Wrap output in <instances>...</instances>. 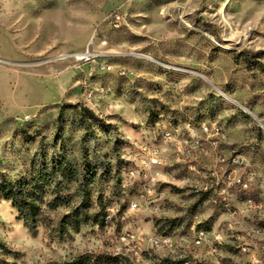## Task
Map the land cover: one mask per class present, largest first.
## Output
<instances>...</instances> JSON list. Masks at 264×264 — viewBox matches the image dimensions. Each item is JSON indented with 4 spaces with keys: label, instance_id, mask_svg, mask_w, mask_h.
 <instances>
[{
    "label": "rangeland",
    "instance_id": "374dc122",
    "mask_svg": "<svg viewBox=\"0 0 264 264\" xmlns=\"http://www.w3.org/2000/svg\"><path fill=\"white\" fill-rule=\"evenodd\" d=\"M115 13L125 17L119 27ZM88 48L94 55L83 59ZM0 59V184L33 188L38 170L59 159L80 170L87 156L91 169L40 184L36 233L0 193V239L14 251L0 258L128 264L116 254L125 231L219 226L220 212L194 195L186 161L129 174L144 170L140 144L166 150L155 137L163 129L185 135L187 124L215 119L221 147L250 163L247 197L264 200V0H0ZM230 192L239 197L238 185ZM131 202L142 210L121 219ZM76 210L107 218L61 226ZM138 250V264L160 263L150 246Z\"/></svg>",
    "mask_w": 264,
    "mask_h": 264
},
{
    "label": "built area",
    "instance_id": "2783aa9c",
    "mask_svg": "<svg viewBox=\"0 0 264 264\" xmlns=\"http://www.w3.org/2000/svg\"><path fill=\"white\" fill-rule=\"evenodd\" d=\"M115 20H125V17L115 13L112 22ZM86 53L88 56L83 59H90L94 55L90 48ZM155 137L166 141V150L150 149L149 143L140 144L139 157L140 161H144V170L131 168L129 174L134 178L148 176L152 168L158 167V163L186 161L195 169L191 187L198 202L213 210L214 205H224V212L217 213L222 222L210 231L197 230L195 223L188 233L181 236L146 233L143 230L125 231L120 237L124 245L116 254H121L128 264H138L143 258L134 256V249L150 246L160 254V264H165L167 259L178 260L181 243H189V258L194 264H227L229 260H238L242 264L237 257V248H246V253L250 255L249 264H264V200L259 197L252 201L236 200V193L230 192V185L250 188V163L246 157H236V151L221 147V140H225L224 130L217 128L215 119L213 123L201 126L187 124L185 135L163 129ZM144 192L152 197L157 191L144 189ZM143 205L131 202L126 211L120 212L118 209L121 219L129 218L127 213H138ZM232 223H240L241 231L232 232ZM218 229H225V236H218Z\"/></svg>",
    "mask_w": 264,
    "mask_h": 264
},
{
    "label": "trees",
    "instance_id": "16d2710c",
    "mask_svg": "<svg viewBox=\"0 0 264 264\" xmlns=\"http://www.w3.org/2000/svg\"><path fill=\"white\" fill-rule=\"evenodd\" d=\"M264 70V65H259ZM251 69V68H250ZM88 158L84 156L83 164L80 170L74 169L72 166L65 164L61 159L57 160L51 170L45 168L39 169L36 175V185L33 188H29V184L24 180H4L0 184V193L3 194L6 200L12 201L14 207L19 212V217L23 220L24 225L32 232L36 233L39 216L42 210L41 199V187L40 184L48 182L60 176L64 181L70 183L75 180H79L78 176L81 174L86 178L87 174H91V169L87 166ZM81 175V176H82ZM102 216L104 222L105 213L100 212L87 217L80 213L79 210L70 212L63 216L61 219V226L64 228L71 227L74 230H79L81 224L89 219H93L95 222H99V218ZM107 217V216H106ZM14 254L7 244L0 239V255ZM0 264H15L5 258H0ZM61 264H103L100 258H96L93 261H84L82 258H77L71 261H66Z\"/></svg>",
    "mask_w": 264,
    "mask_h": 264
},
{
    "label": "bare ground",
    "instance_id": "6f19581e",
    "mask_svg": "<svg viewBox=\"0 0 264 264\" xmlns=\"http://www.w3.org/2000/svg\"><path fill=\"white\" fill-rule=\"evenodd\" d=\"M113 23H114L115 27H119L121 20H115V21H113ZM235 104L242 107L247 112H249L242 105H239L237 103H235ZM218 123L215 122V124L217 125V128L219 130H221ZM209 124H211V123H209ZM189 126H191V125L189 124ZM192 126H194V125L192 124ZM239 157H242V156H239ZM238 188H239L238 193H240V195H239V197L236 198V200H241V201H252V200H254V198H252V197H247L246 192H247L249 187H244L243 185H238ZM241 193H242V195H241ZM214 208L217 209L220 213L224 212V205H214ZM213 228H217V227H212V226L207 227V226L202 225L200 227H197V230L210 231ZM240 231H241V224L240 223H232V232H240ZM218 236H225V229H218ZM190 252H191V245H189V243H181L180 255L178 256V260L167 259V263H165V264H194V261H192L189 258ZM134 255L142 257L143 251H140L138 249H134ZM237 257H238V259H241L242 264H249L250 263V255H249V253H246V248H237ZM154 264H160V263H154ZM227 264H240V261L229 260V262H227Z\"/></svg>",
    "mask_w": 264,
    "mask_h": 264
},
{
    "label": "water",
    "instance_id": "95a60500",
    "mask_svg": "<svg viewBox=\"0 0 264 264\" xmlns=\"http://www.w3.org/2000/svg\"><path fill=\"white\" fill-rule=\"evenodd\" d=\"M259 121V120H258ZM259 123H261V122H259ZM261 125H263L262 123H261ZM264 127V126H263Z\"/></svg>",
    "mask_w": 264,
    "mask_h": 264
}]
</instances>
